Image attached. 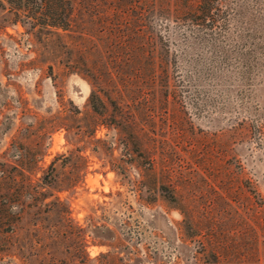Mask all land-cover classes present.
Returning <instances> with one entry per match:
<instances>
[{
	"label": "rangeland",
	"instance_id": "1",
	"mask_svg": "<svg viewBox=\"0 0 264 264\" xmlns=\"http://www.w3.org/2000/svg\"><path fill=\"white\" fill-rule=\"evenodd\" d=\"M225 11L152 71L0 7V264H264V0Z\"/></svg>",
	"mask_w": 264,
	"mask_h": 264
},
{
	"label": "trees",
	"instance_id": "2",
	"mask_svg": "<svg viewBox=\"0 0 264 264\" xmlns=\"http://www.w3.org/2000/svg\"><path fill=\"white\" fill-rule=\"evenodd\" d=\"M5 6L16 21L37 29L46 39L51 36L58 40L56 48L67 47L60 41L73 32L76 15L90 12L98 30L95 33L84 24L79 25L80 38L89 39L87 35L94 32L95 39L103 40L107 45L104 48L113 52L109 55L116 67L126 63L117 55L115 57L114 50H130L135 65L140 64L143 55L148 53L151 55L148 68L152 71L159 52L158 43L164 38L160 32L163 26L168 30L181 28L186 38L200 34L215 36L221 32L225 15L227 17V0H0V7ZM71 47L78 53L87 49L81 42ZM129 85L130 80L124 79L123 89L116 90L113 95L117 101L123 102L128 97L131 93L128 92ZM94 97L92 93L91 100Z\"/></svg>",
	"mask_w": 264,
	"mask_h": 264
}]
</instances>
